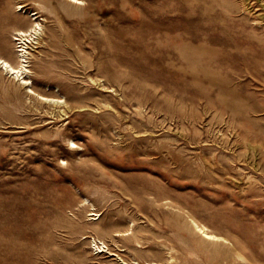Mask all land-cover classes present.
Here are the masks:
<instances>
[{"label":"rangeland","instance_id":"rangeland-1","mask_svg":"<svg viewBox=\"0 0 264 264\" xmlns=\"http://www.w3.org/2000/svg\"><path fill=\"white\" fill-rule=\"evenodd\" d=\"M83 1L0 0V54L38 11L34 87L85 106L0 69V264H264V0Z\"/></svg>","mask_w":264,"mask_h":264},{"label":"bare ground","instance_id":"bare-ground-1","mask_svg":"<svg viewBox=\"0 0 264 264\" xmlns=\"http://www.w3.org/2000/svg\"><path fill=\"white\" fill-rule=\"evenodd\" d=\"M64 2L69 6L74 9H79L82 8V5L84 4L83 0H64ZM19 9L23 11L26 7L24 4H19L18 5ZM39 12L38 11H32L30 12V15L32 16L33 22L29 27L26 29H17L14 33V40L18 41L16 42V50L21 53H18V59L19 62L14 63L12 62L8 57H5L0 54V69L5 72L6 74L10 75L14 80L19 81V84L25 89V92L29 95H33L37 97L40 101L44 103H48L54 108V111L52 113L58 114L60 117H64L69 113L70 111H73L74 109L77 108L76 111H83L85 110V106L80 105L78 107H72L69 105L67 99L63 97H53L49 96L43 93L38 92L35 87H34V79L33 76L35 74V71H33L30 68V62L31 58L34 56V53L31 52V50H35L36 52H39L37 48L39 46H42L43 43L46 44L45 42V37H46V27L42 22V19H39ZM45 19V18H44ZM46 20V19H45ZM75 28V27H74ZM73 46H76V44L73 43ZM33 48V49H32ZM50 50V49H49ZM69 64V63H68ZM89 75V74H88ZM44 79V77H43ZM76 80V79H75ZM102 86V84H101ZM108 88V87H107ZM51 89V88H50ZM112 89V88H111ZM60 90V89H59ZM115 91V90H114ZM102 92V91H101ZM106 92V91H105ZM80 99V98H79ZM93 102V101H92ZM97 103V102H95ZM90 104V103H89ZM94 105V104H93ZM96 105V104H95ZM101 106V105H100ZM51 114V113H50ZM56 116V115H55ZM79 125H81L79 123ZM83 126V125H82ZM59 133V132H58ZM69 137V135H67ZM56 139V138H55ZM70 143H72L73 147H77L76 142L72 138H67ZM67 140V141H68ZM68 141V142H69ZM67 145V144H64ZM65 147V146H64ZM71 147V146H70ZM70 149V148H69ZM76 150V149H75ZM76 153V152H75ZM3 183V182H2ZM11 190V189H10ZM3 192V191H2ZM10 198V197H9ZM9 200H6L8 202ZM12 201V200H10ZM4 202V201H2ZM5 202V203H6ZM10 202H8L7 205H9ZM17 203V202H16ZM29 203V202H27ZM11 204V203H10ZM14 204V203H13ZM13 204L9 205L12 206ZM18 204H22L18 203ZM31 204V203H30ZM167 204V203H166ZM17 206V205H15ZM21 206V205H20ZM26 206V205H25ZM32 206V205H31ZM2 207H5L3 205ZM0 206V209L2 208ZM14 207V205H13ZM18 207V206H17ZM23 207V206H22ZM27 207L29 208L28 204ZM12 208V207H11ZM4 210V208H2ZM1 209V212H3ZM13 209V208H12ZM16 209V208H15ZM18 209V208H17ZM32 209V208H31ZM40 209V208H39ZM11 210V209H10ZM13 211V210H12ZM31 211V210H29ZM143 211V210H142ZM11 212V211H9ZM16 212V211H13ZM19 212V210L17 211ZM16 212V214H18ZM25 213V212H24ZM28 213V212H26ZM10 214V213H9ZM20 214V213H19ZM23 214V213H22ZM21 214V215H22ZM3 215V214H2ZM10 217V215L5 214ZM15 215V214H14ZM13 215V217H14ZM31 215V214H30ZM90 215H97V213H91ZM1 216V215H0ZM16 216V215H15ZM27 217V216H25ZM8 219V217H6ZM11 218V217H10ZM190 218V217H189ZM1 219V218H0ZM5 219V218H3ZM98 218H91V220H96ZM9 220V219H8ZM5 221V220H4ZM28 221V220H27ZM9 222V221H8ZM11 222V221H10ZM15 222V221H14ZM17 223V222H16ZM89 223V222H88ZM92 223V222H91ZM135 223V222H134ZM29 224V223H28ZM93 224V223H92ZM113 225V224H112ZM134 225V224H133ZM25 226V225H23ZM187 226V232L183 233L181 236V247L180 250H192V236L197 237V243L205 249L206 245L208 244H214V245H224V243H227V239L221 235H218L210 230L209 227H207L205 224L199 223L193 218H190L186 222ZM14 227V226H13ZM27 227V226H26ZM29 227V226H28ZM4 229V228H3ZM2 229V230H3ZM23 229V228H22ZM27 229V228H26ZM19 230H21L19 228ZM24 230V229H23ZM30 230V229H29ZM32 230V228H31ZM35 230V229H33ZM130 230V229H129ZM141 230V229H140ZM14 231V230H13ZM16 231V230H15ZM18 232V231H17ZM20 232V231H19ZM26 232V231H24ZM30 232V231H29ZM64 232V231H63ZM66 232V231H65ZM14 233V232H13ZM32 233V231H31ZM37 233V232H36ZM34 233V234H36ZM69 233V232H68ZM28 234V233H26ZM13 235V234H12ZM123 235H128L127 233ZM16 236V235H15ZM149 237V236H148ZM164 237V236H163ZM93 244L95 248H98V252H103L104 249H101L102 247L105 248V242L102 240H98L96 237L93 238ZM105 245V246H104ZM139 246V245H138ZM160 247L162 250H179L176 248L175 245H169L167 243H161ZM101 249V250H99ZM235 249V248H234ZM237 249V248H236ZM235 249V250H236ZM238 250V249H237ZM116 253L110 252V255H115ZM242 255V254H241ZM177 258L173 256L172 254L170 255V259L165 262H152V263H147V264H170L173 261H175Z\"/></svg>","mask_w":264,"mask_h":264}]
</instances>
